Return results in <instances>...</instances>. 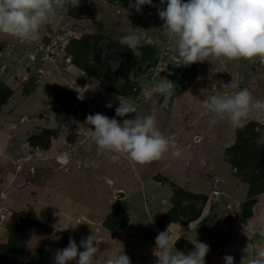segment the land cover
<instances>
[{"label":"rangeland","instance_id":"1","mask_svg":"<svg viewBox=\"0 0 264 264\" xmlns=\"http://www.w3.org/2000/svg\"><path fill=\"white\" fill-rule=\"evenodd\" d=\"M129 2L86 0L77 17L61 10L59 27L42 30L41 40L33 44L0 35V83L12 90L0 106V242L7 239L6 222L15 210L38 221L26 252L37 246L53 251L67 238L80 242L93 234L105 255L123 251L131 264H156L155 238L167 229L170 243L185 254L196 241L209 245L206 264H225L226 255L234 258V264H248L264 248V193L257 195L252 214L243 217L249 182L224 157L225 148L241 134L255 133L256 143L264 145V116L253 113L245 133L226 120L210 126V115L200 102L236 91L223 86L230 83L264 100V64L209 58L193 67L182 65L160 28L157 9L144 5L137 13ZM153 4L159 5V0ZM131 27L141 37L140 47L149 45L160 55L154 52L156 61H138L129 70L133 54L118 44ZM86 33L102 37L93 52L95 63H90L99 67L95 75L72 64L66 53L67 42ZM104 69L118 71L109 80L120 91H130L138 115L157 109L158 127L175 139L181 157L169 153L140 165L123 155L115 163L101 156L98 168L86 166L87 160L97 158L86 117L95 113L114 117L118 99L124 97L104 86L103 76L99 78ZM173 77H187L190 82L174 97L170 113L157 106L160 96L151 101L140 96L144 83ZM134 117L135 113L116 118ZM42 129L48 130L49 148H24L28 136ZM258 173L264 177V170ZM180 188L207 196L199 216L186 224L169 220L172 198ZM115 190L124 194L115 196ZM118 211L125 224L113 232L104 221ZM167 218L169 222L159 228L157 223Z\"/></svg>","mask_w":264,"mask_h":264},{"label":"clouds","instance_id":"2","mask_svg":"<svg viewBox=\"0 0 264 264\" xmlns=\"http://www.w3.org/2000/svg\"><path fill=\"white\" fill-rule=\"evenodd\" d=\"M165 3V7H160ZM79 5L80 0H0V35L15 37L25 44L36 43L41 40L42 30L59 27L61 10L66 13L69 6L77 8ZM144 5L157 9L163 22L160 28L171 41V50L182 65L209 61V58L259 60L264 64V0H159V5H154L153 0L129 2V8L137 13ZM119 43L127 46L134 57H141V37L135 28H128ZM89 62L95 63L94 56L89 57ZM223 86L237 90L210 95L200 102L210 115V126L218 120H226L231 126L242 128L253 113L264 116V100L254 98L247 88L232 83ZM176 87L167 78L152 80L142 85L140 96L145 101L160 96L163 103L159 107L166 108L176 94ZM118 100L114 117L101 113L86 117L85 123L92 126L90 139L96 145L97 154V158L85 162L86 166L98 168L101 156L115 163L123 155L140 165L160 160L169 153L174 158L181 157L182 150L175 139L166 136L158 127L155 107L141 116L137 114L135 98L120 97ZM132 113L135 117L131 119L116 118ZM23 147L31 146L25 143ZM80 222L85 223L83 218ZM100 242L93 234L81 239L79 245L70 237L66 247L55 251L53 264H72L73 261L75 264H131L123 251L105 255L100 250ZM174 243H170L167 229L158 233L154 250L156 264H206L205 257L210 251L206 243L196 241L187 254L176 250ZM223 259L225 264H234L230 255ZM248 264H264V248L256 252Z\"/></svg>","mask_w":264,"mask_h":264},{"label":"trees","instance_id":"3","mask_svg":"<svg viewBox=\"0 0 264 264\" xmlns=\"http://www.w3.org/2000/svg\"><path fill=\"white\" fill-rule=\"evenodd\" d=\"M85 2L86 0H80V5L77 8L69 6L68 12L74 17L79 16ZM101 39L102 37L100 34L86 33L78 37L77 40L72 38L70 44V41H68L65 46L67 50L66 53L67 56L71 58L70 61H72V64L91 75L98 73L99 67L90 65L89 57L91 55H93L94 58L96 57V53L94 54L93 52L97 51L99 41H101ZM118 45L126 47L125 45ZM81 49L82 51H80ZM139 50L142 53L141 57L136 58L132 56L131 59L129 58L130 61L127 63V68L129 70L139 62H151L158 59L157 55L154 56V52L156 51L149 45L139 47ZM156 53L160 55L158 51ZM193 65L195 66L194 63ZM193 65L190 66L193 67ZM117 73L118 71H114L112 74L110 70L104 69L101 71L99 78L103 76V84L107 89H110L114 93L120 94L124 97H130V91H120L119 88H116L115 85H113V82L109 80L112 75H116ZM171 81L177 86L175 90L176 94L168 101V106L166 108H161L168 113L171 112L174 97L184 92L189 86V79L187 77H173ZM11 93L12 90L10 88L0 83V106L9 99ZM161 103H163V98L159 97L157 106L159 107ZM252 122V120H249L246 126L243 127L242 132L245 133V128L249 127ZM253 134L254 137L250 136V132H248L247 136L241 134V136L237 137L238 139H236L231 146L225 148L224 158L236 167L238 173L244 174V176L246 175L245 177L249 182L248 195L243 201V217H247L252 214L251 210L258 200L257 195L264 193V177L262 174L258 173V169L264 170V145H258L256 143V135L255 133ZM27 143L32 148L41 147L45 150L48 149L50 145L48 130L42 129L39 132H32V134L28 136ZM68 143H70V141H68ZM206 199V194H195L185 191L182 188L178 189L172 198L173 208L169 214V220L186 224L189 221L196 219L199 216L201 209L204 208ZM169 220L167 218L159 221L157 223V225L159 224L158 227L163 228L161 223L166 222L164 223L165 225L169 222ZM104 223L106 225L105 227L109 228L113 232H116L119 231L120 226L125 224V217L122 215L121 211H118L114 217H109L106 221H104ZM37 224L38 221H34V218L24 211L13 210L10 212V218L6 222V227L9 231L7 239L4 242H0V264H53L54 254L57 248L51 251L37 246L34 250L26 252L25 246L31 238L33 231L39 227ZM68 242L69 238H67L66 242L58 249L66 247ZM76 243L79 245L78 241H76Z\"/></svg>","mask_w":264,"mask_h":264},{"label":"water","instance_id":"4","mask_svg":"<svg viewBox=\"0 0 264 264\" xmlns=\"http://www.w3.org/2000/svg\"><path fill=\"white\" fill-rule=\"evenodd\" d=\"M113 192H114V195H115V196H121V195L124 194V192H123L122 190H115V191H113Z\"/></svg>","mask_w":264,"mask_h":264},{"label":"built area","instance_id":"5","mask_svg":"<svg viewBox=\"0 0 264 264\" xmlns=\"http://www.w3.org/2000/svg\"><path fill=\"white\" fill-rule=\"evenodd\" d=\"M48 48H49V49H47V50H50L52 47L49 45ZM48 53H51V52H48ZM48 53L46 54L47 56H49Z\"/></svg>","mask_w":264,"mask_h":264}]
</instances>
